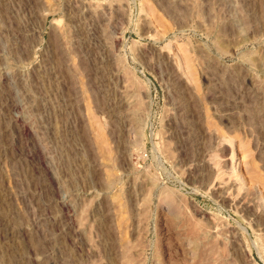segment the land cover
Listing matches in <instances>:
<instances>
[{
    "label": "rangeland",
    "instance_id": "374dc122",
    "mask_svg": "<svg viewBox=\"0 0 264 264\" xmlns=\"http://www.w3.org/2000/svg\"><path fill=\"white\" fill-rule=\"evenodd\" d=\"M0 264H264V0H0Z\"/></svg>",
    "mask_w": 264,
    "mask_h": 264
}]
</instances>
